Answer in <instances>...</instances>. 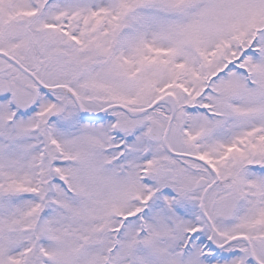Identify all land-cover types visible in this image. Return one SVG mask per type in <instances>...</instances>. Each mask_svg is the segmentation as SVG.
<instances>
[{
	"label": "snow or ice",
	"instance_id": "snow-or-ice-1",
	"mask_svg": "<svg viewBox=\"0 0 264 264\" xmlns=\"http://www.w3.org/2000/svg\"><path fill=\"white\" fill-rule=\"evenodd\" d=\"M0 264H264V0H0Z\"/></svg>",
	"mask_w": 264,
	"mask_h": 264
}]
</instances>
